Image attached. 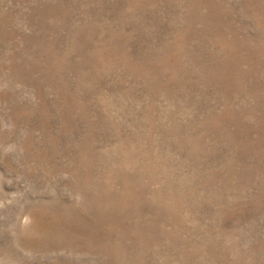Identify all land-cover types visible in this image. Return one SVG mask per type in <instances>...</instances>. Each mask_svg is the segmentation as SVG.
I'll use <instances>...</instances> for the list:
<instances>
[{
  "label": "rangeland",
  "instance_id": "374dc122",
  "mask_svg": "<svg viewBox=\"0 0 264 264\" xmlns=\"http://www.w3.org/2000/svg\"><path fill=\"white\" fill-rule=\"evenodd\" d=\"M0 264H264V0H0Z\"/></svg>",
  "mask_w": 264,
  "mask_h": 264
}]
</instances>
